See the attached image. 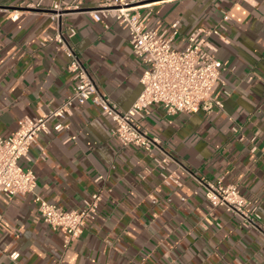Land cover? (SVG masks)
I'll return each instance as SVG.
<instances>
[{"label": "crops", "instance_id": "obj_1", "mask_svg": "<svg viewBox=\"0 0 264 264\" xmlns=\"http://www.w3.org/2000/svg\"><path fill=\"white\" fill-rule=\"evenodd\" d=\"M99 1L76 0L81 9L56 22L49 14L53 0H0V135L70 96L71 58L52 37L71 26L69 44L99 90L121 109L135 102L143 65L127 28L85 10ZM139 11L165 35L177 22L178 49L195 28L223 21L224 38L210 39L226 64L224 82L215 87L223 107L168 114L151 105L140 122L160 142L148 153L123 145L116 123L96 104L76 103L64 129L41 132L20 164L35 171V193L44 199L77 209L99 192V211L67 244L42 219L34 193L2 194L0 264H13V251L21 264H264L261 228L211 207L201 184H237L264 220V0H145Z\"/></svg>", "mask_w": 264, "mask_h": 264}, {"label": "built area", "instance_id": "obj_2", "mask_svg": "<svg viewBox=\"0 0 264 264\" xmlns=\"http://www.w3.org/2000/svg\"><path fill=\"white\" fill-rule=\"evenodd\" d=\"M144 2L100 0L96 7L85 9L94 20L106 22L112 18L129 31L133 52L143 65L140 77L142 90L130 108H119L107 94L99 90L95 78L69 44L68 38L76 33L71 26L66 30H58L52 37L71 58L68 69L75 83L70 96L54 109L35 117H23L18 128L8 136L0 135V196L34 193L42 219L52 229L62 231L67 244L81 235L88 219H94L99 211L101 194L94 192L82 207L66 209L35 193L37 175L32 168H24L20 159L28 156L41 132L61 131L72 107L76 103L91 101L116 123L114 134L123 145H134L152 153L159 147L160 141L140 122L151 105H160L168 114L212 111L215 107H223L215 87L224 82L222 74L226 64L217 57V49L210 42L212 37L224 38L223 21L211 27L195 28L184 36L186 46L178 49L174 46L178 23L172 24L170 35L149 28V14L139 11V6ZM74 9H81L76 0H53L49 14L53 20L60 22L65 14ZM19 16V10H13L11 18L17 20ZM223 19L229 20L230 17L225 14ZM52 120H55V124L51 128L49 123ZM168 159L167 155L161 161L163 168H166ZM164 177L172 179L173 175L165 173ZM201 184L205 187V197L211 207H224L237 214L244 226H258L264 232V220L258 214L257 207L237 184L225 183L222 179H205L201 180ZM19 256L18 251L10 253L13 264H21Z\"/></svg>", "mask_w": 264, "mask_h": 264}]
</instances>
